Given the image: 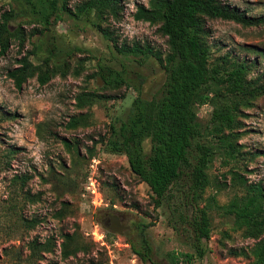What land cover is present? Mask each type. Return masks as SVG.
I'll return each instance as SVG.
<instances>
[{"label":"rangeland","instance_id":"rangeland-1","mask_svg":"<svg viewBox=\"0 0 264 264\" xmlns=\"http://www.w3.org/2000/svg\"><path fill=\"white\" fill-rule=\"evenodd\" d=\"M66 1L72 9L83 0ZM224 1L254 18L264 16V0ZM122 2L123 17L110 26L118 45L138 44L141 49L148 47L165 54L166 39L158 26L133 18L136 7L147 5V0ZM9 9L14 13L9 26L21 29L24 40L23 44L18 39L12 41L8 51L0 55V264H145L132 250L143 237L162 264L168 263V252H194L191 228L185 217H179V210L186 217L191 212L176 199L155 207L147 185L130 170L126 156L107 148V140L114 138L110 124L118 126L137 94L150 100L159 93L165 74L155 57L118 52L97 30L93 16L80 19L63 13L47 28L25 4L0 0V12ZM206 26L212 63L221 56H228L231 62L256 60L250 76L264 80V24L243 26L213 19L206 20ZM28 52L35 64L50 56L67 61L68 74L54 76L45 85H39L36 77L29 78L16 88L7 72ZM81 59H85L83 69L75 75ZM99 68L118 73L125 85L103 88L99 93L108 98L79 108L78 94L104 86L95 75ZM210 111L208 105L197 108L203 125ZM241 111L245 134L239 143L246 152L257 154L252 159L249 154L243 161L247 166L244 175L264 186V96L242 100ZM80 115L86 117L85 125L65 128L70 117ZM144 146L148 151V140ZM11 148L14 153H7ZM221 158L216 155L209 174L213 180L224 182L223 174L230 165H224ZM23 174L30 179L22 190L14 176ZM90 183L97 188L96 195L87 191ZM215 188H207L204 197L215 193L219 204H225L235 193L231 188ZM60 201H67L68 206L58 219L55 213ZM112 215L119 217L122 232L107 229ZM209 216L212 229L209 240L202 243L204 256L189 264H248L251 256L233 255L231 251L248 249L254 240L235 229L232 217L217 211H209ZM64 234L72 235L73 242L64 243ZM49 237L56 241L54 251L44 253L40 260L34 258L29 242H43ZM63 243L68 251L75 246L81 249L65 255Z\"/></svg>","mask_w":264,"mask_h":264},{"label":"trees","instance_id":"trees-1","mask_svg":"<svg viewBox=\"0 0 264 264\" xmlns=\"http://www.w3.org/2000/svg\"><path fill=\"white\" fill-rule=\"evenodd\" d=\"M11 1L25 4L47 28L58 22L63 13L80 19L94 17L97 30L113 42L118 52L153 56L163 69L165 80L159 93L150 100L143 99L138 93L118 126L110 124V134L114 138L107 140V148L126 156L130 170L147 185L155 207L166 200L176 199L184 210L191 212L187 218L179 210V217H185L191 228L194 252H168L167 264H189L194 258L204 256L202 243L209 240L212 229L209 211L232 217L235 229L240 230L244 238L254 240L248 249L232 250L233 255L251 256L248 264H264V186L260 181H249L244 175L247 166L243 161L249 154V159L257 154L246 152L243 144L239 143L245 134L240 120L244 115L241 102L255 95L264 96V80L261 76H250L256 60L231 62L228 56H221L212 63L208 42L210 31L206 26V20L213 19L257 26L264 24V16L254 18L224 0H147V5L136 7L133 18L158 26L157 30L165 37L167 45V51L162 54L148 47L141 49L138 44L118 45L110 26L111 22H119L123 17L122 0H83L72 9L67 7L66 0ZM13 18V9L0 12V55L8 51L14 40L18 39L19 44H23L21 29L9 26ZM29 55L28 52L21 56L17 66L7 72L18 89L29 78L36 77L39 85H45L54 76L68 74L67 61L50 56L35 64ZM84 60L79 61L80 67L75 75L83 69ZM95 75L101 78L104 86L78 94L75 98L79 108L108 98L99 90L118 89L125 85L118 73L99 68ZM206 105L211 107V111L208 122L203 125L197 108ZM85 118L83 115L72 116L65 123V128L85 125ZM147 140L148 151L144 146ZM65 144L68 146L69 142L65 141ZM75 149L78 154L77 146ZM14 151L11 148L7 153L13 154ZM216 155L222 157L224 165H230L223 174L224 182L213 180L209 174ZM14 178L22 190L30 179L26 174ZM210 187H216L217 191L227 187L234 189L235 193L225 204H219L215 193L204 197ZM60 206L55 213L58 219L64 216L68 202L60 201ZM73 240L72 235L64 234V243ZM64 243L65 255L75 254L81 249L75 246L68 251ZM55 247L56 241L52 237L43 242L38 239L29 242V249L38 260L44 253L53 252ZM132 250L145 264H162L155 258L153 246L145 237L138 246L132 245Z\"/></svg>","mask_w":264,"mask_h":264},{"label":"water","instance_id":"water-1","mask_svg":"<svg viewBox=\"0 0 264 264\" xmlns=\"http://www.w3.org/2000/svg\"><path fill=\"white\" fill-rule=\"evenodd\" d=\"M110 217V225L107 227V229L112 232H122L124 226L121 224L119 217L116 215H112Z\"/></svg>","mask_w":264,"mask_h":264},{"label":"built area","instance_id":"built-area-1","mask_svg":"<svg viewBox=\"0 0 264 264\" xmlns=\"http://www.w3.org/2000/svg\"><path fill=\"white\" fill-rule=\"evenodd\" d=\"M91 186L86 187L87 191H89L91 194L96 195L97 194V188L93 185V183H90ZM95 202V201H93Z\"/></svg>","mask_w":264,"mask_h":264},{"label":"flooded vegetation","instance_id":"flooded-vegetation-1","mask_svg":"<svg viewBox=\"0 0 264 264\" xmlns=\"http://www.w3.org/2000/svg\"><path fill=\"white\" fill-rule=\"evenodd\" d=\"M110 220H111V217H110ZM106 223V221H104ZM110 225V223L107 225V227Z\"/></svg>","mask_w":264,"mask_h":264}]
</instances>
